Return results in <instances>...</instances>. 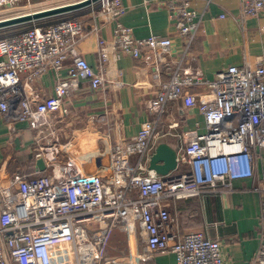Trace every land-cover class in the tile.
I'll use <instances>...</instances> for the list:
<instances>
[{"label":"built area","instance_id":"obj_1","mask_svg":"<svg viewBox=\"0 0 264 264\" xmlns=\"http://www.w3.org/2000/svg\"><path fill=\"white\" fill-rule=\"evenodd\" d=\"M33 1L0 0V7ZM240 3L242 19L264 10V0ZM164 4L187 53L199 16L189 0H164ZM90 6L94 23L115 24L112 38L99 41L98 71L79 49L88 34L81 19L34 25L0 38V114L26 122L41 134L48 130L42 134L48 140L36 153L48 173L0 175V264H109L104 257L109 232L127 231L130 225L139 228L144 242L141 255L168 251L176 264H227L218 240L202 231L180 235L169 203L229 191L234 179L253 175L254 153L264 147L262 58L230 65L207 79L194 57L190 64L183 63L184 57L172 58L171 37H136L120 21L126 11L121 0H96ZM122 53L144 58L155 69L154 78H159L160 69L168 74L148 101L150 112L165 114L181 100L185 108L196 107L204 117V131L182 132L183 143L176 151L178 174L163 176L146 167L159 134L158 119L144 122L128 141L100 147L94 164L82 162L74 140H59L49 115L65 112L64 100L82 83L94 90L121 86V81L108 77V66ZM49 70L64 74L55 81L53 95L42 96L34 83ZM200 86L207 87L209 95L198 101L191 89ZM262 202L256 264H264ZM95 222L103 224L94 227Z\"/></svg>","mask_w":264,"mask_h":264},{"label":"crops","instance_id":"obj_2","mask_svg":"<svg viewBox=\"0 0 264 264\" xmlns=\"http://www.w3.org/2000/svg\"><path fill=\"white\" fill-rule=\"evenodd\" d=\"M77 1L80 0H52L48 4L33 2L45 9ZM121 1L126 11L120 21L131 27L136 37H171L172 58L184 57L183 63L190 64L191 57H194V64L207 79H213L219 70L230 65L240 66L257 57H261L264 63V10L242 19L240 0H189L199 16V26L190 50L185 53V42L178 34L164 0ZM93 14L91 6L87 5L43 18L54 19L45 25L63 19L83 20L88 34L80 41L79 49L98 71L101 68L99 41L112 38L115 24L99 20L94 23ZM108 71V77L121 81V86L94 90L88 83H82L64 100L65 112L56 111L49 115L59 140H74L84 164L96 163L100 158V147L130 140L144 122L153 119H158L156 130L159 132L153 139L154 150L164 142L177 151L183 143V131L205 130L204 117L198 109L185 108L181 100L175 101L162 115L148 110V101L159 90L158 82L168 78L163 69H160L159 78H154L156 71L144 58L122 53L119 58L111 60ZM63 74L64 71L49 70L35 81L34 87L42 96L53 95L55 81ZM191 91L198 101L209 95L205 86L193 87ZM175 122H178L177 126L172 125ZM47 132L45 129L42 134L47 135ZM81 132L84 136L79 135ZM42 134L26 122L9 120L0 114V175L48 173L36 166V153L48 140ZM149 159L145 161L147 168ZM136 160L133 157L132 163ZM180 171L176 169L169 174ZM255 186L264 188V147L254 153L253 175L234 179L231 190L169 203L180 235L202 231L205 237L220 242L227 264H256L254 257L260 246L259 221L264 189L255 190ZM101 224L95 222L94 227ZM143 248L138 226L130 225L127 231L114 228L108 234L104 257L109 264H176L171 252L144 256L141 255Z\"/></svg>","mask_w":264,"mask_h":264},{"label":"water","instance_id":"obj_3","mask_svg":"<svg viewBox=\"0 0 264 264\" xmlns=\"http://www.w3.org/2000/svg\"><path fill=\"white\" fill-rule=\"evenodd\" d=\"M96 0H80L73 3L53 6L45 9L33 11L31 13H25L18 16H13L0 20V28L14 26L17 24L30 22L43 17L64 13L76 8L90 5ZM36 166L40 171H44L45 164L42 158H38ZM177 167V152L168 144L162 142L159 143L149 159V169H153L160 175H167L170 172L176 170Z\"/></svg>","mask_w":264,"mask_h":264},{"label":"rangeland","instance_id":"obj_4","mask_svg":"<svg viewBox=\"0 0 264 264\" xmlns=\"http://www.w3.org/2000/svg\"><path fill=\"white\" fill-rule=\"evenodd\" d=\"M34 2L30 4L21 3L19 5L11 6V7H0V20L13 16H18L25 13H31L33 11H37L43 8V6ZM44 18L39 20H33L31 22L17 24L14 26L0 28V38L14 34L22 29L32 27L36 24H41L39 26H44L45 24L50 23L51 21L54 20L53 18H46V19Z\"/></svg>","mask_w":264,"mask_h":264}]
</instances>
